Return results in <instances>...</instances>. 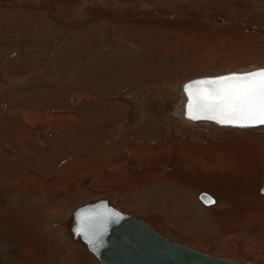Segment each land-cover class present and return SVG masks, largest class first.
Instances as JSON below:
<instances>
[{
  "label": "rangeland",
  "instance_id": "374dc122",
  "mask_svg": "<svg viewBox=\"0 0 264 264\" xmlns=\"http://www.w3.org/2000/svg\"><path fill=\"white\" fill-rule=\"evenodd\" d=\"M143 52H147V56ZM100 55L121 58L125 62L140 55L145 64L142 67L134 61L133 67H123L124 70L118 75L120 81L134 83L133 80H138V84L127 86L121 90L123 94L120 92L118 96L114 93L109 95L110 98L105 101L115 98L114 101L119 106L126 107L122 120L111 121L112 125L109 124V127L114 125L120 129L119 151L112 156L121 157L120 153L124 149L128 151L130 165L128 162L127 167L131 170V164L136 162L134 173H140L133 177L139 183L138 186H148V182L157 181L166 183L160 192L153 189L146 196H158L155 198L158 200L166 192L165 194L176 198L177 190L167 182L169 173H186L189 176L195 174L178 161V152L169 153V159L165 162L164 150L172 144L173 149H177L181 142L191 144L195 148H192L193 152L198 151L202 157L212 149L213 155L225 150L226 153L252 155L248 158L254 163L261 158L264 161V128L214 130L203 125L191 128L180 126L174 120L166 121V118H171L172 113L168 108L174 106L175 109L172 110H176L181 97L178 87L185 80L201 75L264 67V0H0V98L5 105L9 102L11 105L18 103L11 97L24 92L27 87L31 90L26 95L22 94L28 99V105H31L26 113L38 117L39 114L51 113L46 106L52 105H40L34 102V98H41V91L54 92L59 88L65 90L73 82L78 84L83 81L80 76L89 62ZM130 67L150 70L154 81L140 82V78L135 76L136 69L135 72L129 71ZM22 69L28 71L21 73ZM109 86H112L111 82ZM66 92L64 106H80L83 103L80 92L71 90L74 92L72 98L68 95L70 90ZM37 116L26 118L27 127L35 130V135H23L24 132L15 125L12 126V136L16 140L28 138L29 145L39 149L53 146V141L58 140L54 147L57 149L63 146L65 149L58 151L57 158L54 156L56 160L50 158V151L38 152V156L32 151L20 153L22 151L15 150L16 147L13 148L5 138L4 143L0 142V147L5 150L0 151L11 158L27 160V168L31 170L37 167L34 170L40 179L45 176V180H60L66 174L69 178L63 185L57 184V187L51 186L50 189L46 185L38 187L31 181L32 178L19 184L20 186L0 189V223L6 222L10 233H5V229L0 227V240L4 241L0 243V264H21L22 256L30 253L17 245L13 238H20L29 242V245H34L36 241L43 249L53 244L54 254L53 258L50 257L51 260L42 249V256L40 254L35 262L28 261L26 264H100L84 246L73 244L66 226L70 221L69 216L78 205L98 197L107 198L122 212L146 220L159 233L195 249L241 262L249 259L264 263V212L259 214V208L263 206L261 196L264 197L263 192L259 191L260 184L264 183L263 165L256 167V176L252 175L250 183H246L244 187L235 181L222 187L210 176L212 184H206L209 182H205L208 178L204 181L202 176L206 173L200 171V179L205 183L202 185L214 190L215 197L218 194L220 197L216 203L210 192L214 203L206 207L212 205V214L204 215L197 207H193L191 220L182 219L177 222L185 229L166 228L161 217L151 214L142 218L137 212L127 208L126 199L132 192L128 194L126 190L115 187L107 189V180L117 178V175L110 173L115 170L118 172L120 167L106 171L102 164L105 155L97 150L87 152L86 138H76L78 140L75 147L70 138H62L59 129L58 134L54 131L49 140L43 142L41 137L46 132L40 122L43 123L47 116L36 120ZM14 121L17 122L18 119ZM247 140L248 145L244 146ZM220 144L224 147H219ZM157 149L156 154L164 157L158 162L161 171L155 174L147 172L151 176L144 178V181L139 178L142 176L141 172ZM210 169L206 167L205 172H212ZM257 175L260 179L256 183ZM120 176L116 183L124 186L128 182L127 175ZM48 181L45 183H49ZM195 187L196 185H187L190 191H194ZM248 188V195L240 194L239 191L245 192ZM138 198L141 200L144 196ZM244 206H253L255 210L253 213L247 212ZM189 226L196 231L192 232ZM175 229L179 230L178 233Z\"/></svg>",
  "mask_w": 264,
  "mask_h": 264
},
{
  "label": "bare ground",
  "instance_id": "6f19581e",
  "mask_svg": "<svg viewBox=\"0 0 264 264\" xmlns=\"http://www.w3.org/2000/svg\"><path fill=\"white\" fill-rule=\"evenodd\" d=\"M143 53L147 56V52L146 53L143 52ZM140 55H141V53H140ZM140 55L137 57H135L133 55L134 57H131L130 58L131 60L130 61L127 60V62H125L121 58L116 59L115 57H112L110 55L109 56H103V55L101 56L100 55L97 58L94 57L92 59L93 63H92V61H90L86 70L80 76L83 78V81L80 80L81 82H79L78 84H74V82H73L74 85L71 84V88H70V90H75V92L78 91L81 93V99L83 100V102H85L84 103L85 106H83V103L81 104V106H64L63 104L66 102L65 101L64 103L61 104L63 106H60V104H59V106L58 105L57 106H49V107L46 106L47 108H50L48 110L51 113H43L42 115L39 114L40 115L39 117L35 114L33 116L32 114L29 115L30 113H25L26 114L25 116L27 119H29V117L31 118V117L37 116L35 118L36 120L39 119L40 117L47 116V118L45 117L46 120L43 123L40 122L42 128H44L45 132H46L44 135L42 134L43 136L41 137L42 141L45 143H46V141L49 140L50 134L55 133L54 131H56V133L60 131L61 135L63 136L62 138L66 137L69 139V138H72V136L79 138V140H80V138H82V139L86 138L87 144H88V145H86V151L90 150L91 152L92 151L95 152L97 150V151L101 152V154L105 155V159H103V160L101 158L100 159L102 160L103 168L106 169V171H109L110 169H118L120 167L122 170L118 169L117 170L118 172H116V170H115L114 173H110L113 175H117L116 179H118V180H119V177H121L120 175H123V174L127 175L126 177L128 178V182L124 183V186L120 183H116L117 182L116 179H113V178L108 179L107 178L108 179L107 181H109L108 182L109 184H107L108 185L107 189H112L115 187L118 190H120V189L126 190L128 192V194L129 193L131 194V192H132V194L130 196H128L126 199L127 200V202H126L127 208H129L133 212H137V214L140 215L142 218L149 216L151 214H155L156 217L157 216H158V218L161 217L162 220L165 221L166 228L171 227V228L181 229L182 227L184 228V226L178 225L177 222H180L182 219L191 220L190 216H191V214H194V209L192 210L193 207H197L200 210V212L204 215L212 214V212L210 211L211 210L210 207L212 205L210 207H206V204H204L200 200V198L198 197V194L202 191H204L209 196H211V198L215 197V195H216L215 194L216 192H214V190H212L211 188H206L205 186L202 185V183H204L206 178H208V179L205 182H208L212 178V179H214V181L219 186H222V187H224L225 184H229V182H231V181H235L236 183L239 182L237 184H240L241 187H244V185L246 183H250L252 175L256 176V173L254 172V170L256 171V167L258 168V167H260V165L264 166V161H262V158H261L257 162L254 163L252 159L248 158L249 156H252V155H249V154L246 155V153H237V154H233L232 152L226 153L225 150H222L220 152L218 151V152H216L217 155H213L214 153L212 152V149H211V151H209L208 154L206 153L207 155L205 157L204 156L202 157V156H200L198 151H197V153L193 152L192 148H194V146H192L191 144H188V143L186 144V143L181 142V144H179V146L177 147L176 150L170 149V145H169V147H167V150H164L165 151L164 153L166 154L165 155V162H166V160L169 159L168 158V156H170L169 153H171V152L177 153L178 152L177 154H179L178 155L179 160L178 159L177 160L179 162H181L183 165H185L188 169H192L195 174L193 173L194 175L189 176V175H186V173H179V172L169 173L170 177L168 178L167 182H169L170 185L177 190L176 194L178 197H176V198H174L173 196H170L169 194L168 195L165 194L166 192H163V196L159 197L158 200L155 199L158 196H154L151 194H148L146 196L145 194L150 192L153 189L160 192V190H162V188L165 187L164 185H166V183L165 182L162 183L161 181H160L161 183H159L157 181V182H152V183L148 182L149 183L148 186H146L147 184L143 185L144 187L138 186L139 183L137 181L135 182L133 180V177L136 173L137 174H140V173L139 172L134 173L135 167L137 166L136 162H134V164H131V168H132L131 170L128 168L129 166L127 167V165H128L127 163L130 161V160L128 161V156H127L128 151H126L124 149L125 151L123 150L122 153H120V154H122L121 157H117V155L112 156L114 154H117V152L119 151V144L121 142L120 141V129H118L117 126H114V125L112 127H109V126L112 125L111 121H113V122L118 121V119L122 120V116H124V114L126 112V109H125L126 107L123 108V107L119 106L118 103H116L114 101L115 98L110 99V101H105V99L110 98V97L108 98L109 95L114 93V94H117V96H118V95H120L121 90L123 91V89H125L127 86L129 87V85L138 84V80H135L136 82L133 80L134 83L128 82V81L122 82V80L120 81V79L118 78V75L122 72V70H124V69H122L123 67L124 68H126L125 66H127V67L132 66L133 67L134 61H137L136 64H138V65L140 64L142 67H144L143 65H145V64H143V62L141 61ZM150 56H148V57H150ZM259 68L264 69V67H258V68H253V69H259ZM129 69H130L129 71L133 70V72H135L134 69H136L135 76L137 75L140 78V82H142V81L150 82L152 80L154 81L153 74L149 73L150 70L147 71L146 69L144 70L143 68H139V67H137V68H131L130 67ZM253 69H250V70H253ZM247 71H249V70L240 71V72H247ZM230 72H238V71H230ZM205 76H209V75H205ZM201 77H204V76L201 75ZM139 78L136 77V79H139ZM111 79H113V80H111ZM133 79H135V77H133ZM77 81H78V78H77L76 82ZM112 81L115 83H113ZM109 82H111L112 86H109ZM180 86H181V84H180ZM180 86L178 88H180ZM67 88H69V87H67ZM175 90H177V89H175ZM62 91L64 93L63 89H62ZM55 92H58V90ZM60 92L61 91L59 90V93ZM179 92L181 93V91H179ZM63 93H60V94L62 95ZM121 94H123V93L121 92ZM56 96L57 95H55V97ZM40 97L42 98V96H40ZM62 97H63V99H65L64 96H62ZM70 97H72V96H70ZM63 99H61V100H63ZM180 99H181V97H180ZM176 103L174 105H176ZM35 108H37V107L35 106ZM173 108L175 109L174 106L173 107L170 106V108H168V110L172 113L170 116L171 118H166L167 119L166 121H173L174 120L180 126L182 125V126H186V127L197 128L198 125L199 126L203 125L206 128L214 129V130H219V129L229 130L231 128L232 129H238V130H249V129H258V128L262 129V128H264V124L256 125V126H239V125L234 126V125L220 124V123L213 121V120L184 119L183 117H180L179 111H182L184 109L186 110V106L184 105V107L181 109V107H178V105H177L175 111H173L174 110ZM188 109L191 110L189 108V106H188ZM194 111H195V109H194ZM51 114H52V116H51ZM200 114L205 115L206 112H200ZM169 115H170V113H169ZM169 115H168V117H169ZM180 121L190 123L193 125H186ZM195 123H197V124H195ZM109 124H111V125H109ZM211 124H213L215 126L217 125V126L215 127ZM115 125H116V123H115ZM58 129H59V131H58ZM25 131H27V130H25ZM62 132H63V134H62ZM96 138H98V139H96ZM91 139H93V140H91ZM7 140L9 141V144L13 148L16 147L15 150H18V152L22 151L20 153H23V152L27 153V152L32 151L38 156L39 155L38 152L40 153L42 151L43 152L44 151H50V158L54 159V160H56L55 157L59 154L58 151L62 152V150L64 151V149H65L63 146H60L63 148L57 147L58 150L56 149V146L54 147V144H56V142L58 140H56V142L53 141V146L50 145V144H52V142H51L50 144H48L50 146H47V148L43 147V149H39L37 147L32 148L28 143L29 141H27L28 139L22 138V139L16 140L11 135V136H8ZM248 140L245 142L244 146L248 145ZM8 141H6V142H8ZM59 145H62V143H60ZM73 145H75V147H76L77 143L74 141ZM232 145L236 146V144H232ZM218 146L222 147V148L224 147L222 144H220ZM128 147H130V146H128ZM146 147H144V148H146ZM156 147H158V146H156ZM132 148H134V147H132ZM154 148H152V149H154ZM188 148H190V149H188ZM186 149H188V150H186ZM213 150H215V149H213ZM135 151H136V149H135ZM157 152H158V149L156 152H154L150 156L151 160L149 159L150 161H148L147 167L144 168V170H143L144 172L143 171L141 172L142 176H140L139 178H141L142 180L148 176H151L147 172L155 174V173L161 171V168H160L158 162L161 161V159L163 160L164 157H162V158L159 157L156 154ZM189 152L191 155L189 154ZM108 156H110V157H108ZM130 159H131V157H130ZM61 160H63V159H61ZM140 160H141V158H140ZM147 160L148 159H146V161ZM33 162H34V160H33ZM28 165H29V163L27 162V160H20L17 157L14 159V158H11L8 155H6L4 151L3 152L0 151V181L2 180L0 182V189L8 188V187H11L13 185H19V184L22 185L23 183L30 181L31 178H32L31 181H33L34 184L36 183L38 185V187L43 188L44 185H46L50 189L51 186L57 187L58 186L57 184L63 185L62 183L63 182L66 183V180L69 178V175L66 174L64 177L60 178V180L57 178H55L53 180H52V178L46 179V180H49L48 181L49 183H45L46 182L45 176H43L41 179L38 176H36L37 174L35 173L34 169L37 167L29 170L27 168ZM129 165H130V162H129ZM134 165H135V167H134ZM60 166H62V164ZM206 167H210L211 168L210 170L213 173L212 172H205ZM200 171H203V173H206V174H202V176H204L203 177L204 181H203V179H200ZM110 172H112V171H110ZM62 173L65 174L66 171H65V173L64 172H62ZM45 174H47V173H45ZM207 174H209V175H207ZM50 176H52V174ZM206 176H208V177H206ZM209 176L211 178H209ZM56 177H57V174H56ZM109 178H110V176H109ZM259 179L260 178H258V175H257V178L255 180L256 183L258 182ZM144 181H145V179H144ZM146 181H148V180H146ZM189 184L196 185L194 191H190L187 189V185H189ZM206 184L210 185L212 183L209 181ZM31 186H33V184ZM203 188L208 189L209 191L205 190ZM249 190L250 189L248 188L245 190V192H242V191H239V192H241L240 194H242L243 196L244 195L246 196V195H248ZM210 192L212 193L213 197H212ZM262 192L261 193L264 194V191H262ZM141 196H144V199L139 200L138 197H141ZM223 196H226V194H223ZM171 197H173V198H171ZM261 197L263 200V202H262L263 206L261 208H259V214H262L264 212V209H263L264 208V197L263 196H261ZM219 200H220V197L218 194V196L215 197V202L219 201ZM232 200L233 199H231V202H232ZM199 201H201L202 204ZM110 203L113 204L112 201H110ZM216 203H218V202H216ZM225 203H226V201H225ZM114 206L117 207L116 205H114ZM244 208L247 212H250V213H253L255 210V208L253 206H249V207L244 206ZM182 216H185L186 218H183ZM179 218H180V220H179ZM70 219H71V216H69V220ZM0 224H1L0 227L5 229L4 232L9 233L8 229H7V227H9V226H7V223L4 222V223H0ZM66 226H68V229H69L70 221L68 222V225H66ZM189 228H191V226H189ZM175 231H177V230L175 229ZM178 231H177V233H178ZM191 231L195 232L196 230L194 227H192ZM69 232H70V230H69ZM70 234H71V232H70ZM71 237H72V234H71ZM182 237H183V235H182ZM0 238H1V236H0ZM13 240L15 241V243H17V245L25 248L26 250H29L28 252L31 253V254L26 253V254H28L27 256H22V259H20L21 264H26L28 261H34L35 262L36 258L40 254H41L40 256H42L43 247H40L38 242L35 241V243H34V245L36 246L35 247L33 244L29 245V242L21 240L20 238L19 239L13 238ZM73 241L75 243H77L78 245L81 244L82 246H84V244L82 242H80L78 239H75V240L73 239ZM1 242H4V241L0 240V243ZM52 245H48V246H46L47 249L46 248L43 249V251L45 250L44 252L48 255L49 259H50V257L53 258V254H54V247ZM50 247H53V248L51 250H49ZM84 248H86V247L84 246ZM86 250H88V249L86 248ZM90 254L93 255L91 252H90Z\"/></svg>",
  "mask_w": 264,
  "mask_h": 264
},
{
  "label": "water",
  "instance_id": "95a60500",
  "mask_svg": "<svg viewBox=\"0 0 264 264\" xmlns=\"http://www.w3.org/2000/svg\"><path fill=\"white\" fill-rule=\"evenodd\" d=\"M260 69L262 68L247 72ZM242 73L246 72L193 77L182 82L180 86L182 96L178 107L182 109L185 105L186 110L179 111L180 117L218 122L222 116L216 113L206 112L205 115H201L194 109H188L191 102L189 92H194L198 87L197 81H215L221 77ZM199 87L202 89V94L208 95L209 90L214 86L202 84ZM212 115H217V119L209 118ZM220 124L242 126L241 122ZM261 124L258 122L245 123L243 126ZM261 186L262 192L264 183H261ZM198 196L206 205L214 203V199L205 192H200ZM209 200L212 202H208ZM69 230L72 238L82 242L95 255L100 264H264L249 259L241 262L230 257L213 256L209 252H203L171 239L156 231L146 220L120 211L105 197L89 199L78 205L72 211Z\"/></svg>",
  "mask_w": 264,
  "mask_h": 264
},
{
  "label": "snow or ice",
  "instance_id": "6c2138e0",
  "mask_svg": "<svg viewBox=\"0 0 264 264\" xmlns=\"http://www.w3.org/2000/svg\"><path fill=\"white\" fill-rule=\"evenodd\" d=\"M213 85L208 95L202 94L199 85ZM194 92H189L190 109L212 112L222 116L219 123L264 124V69L233 74L215 81H197ZM191 87V86H189ZM217 115L209 118L217 119ZM208 202H212L209 200Z\"/></svg>",
  "mask_w": 264,
  "mask_h": 264
},
{
  "label": "crops",
  "instance_id": "0c3cea01",
  "mask_svg": "<svg viewBox=\"0 0 264 264\" xmlns=\"http://www.w3.org/2000/svg\"><path fill=\"white\" fill-rule=\"evenodd\" d=\"M28 70H24V69H22L21 70V73H24V72H27ZM69 88H67V89H65L64 90V93L68 90H70V88H71V85L70 86H68ZM26 89H28V90H26ZM64 89V88H63ZM29 90H31V88H25V90H24V92L23 91H21L19 94H16V96H14V97H11L13 100H15V101H18V103L16 102L15 103V105L13 104V105H11L10 104V102L8 103V105H5V103H3L2 102V98H0V142H3L4 143V138L5 139H7L8 138V136H11V135H13V130H12V126H14V125H17L16 127L17 128H19L20 129V131L21 132H24L23 134L24 135H28V134H30V135H33V133H34V135L36 134L35 132V130L33 131V130H29V128L27 127V122H26V117L24 118V116L25 115H23L24 113H26L28 110H29V107L31 106V105H28V103H27V101H28V99L27 98H24L23 97V95L22 94H24L25 93V95H26V92L28 93V91ZM58 90V89H57ZM57 90H55V91H57ZM59 90L61 91L60 93H63V91H62V89L61 88H59ZM59 90H58V92H42L41 91V95L40 96H42V98H34V99H36V100H34V102H36V103H38V104H40V105H44V104H46V103H48L49 105H52V106H59V104H60V106H62L61 104L62 103H64L65 101H66V93L63 95H61L60 93H59ZM70 92H71V90H70ZM11 93V92H10ZM46 93H48L49 94V96L46 94ZM61 95H59V94ZM39 95V94H38ZM55 95H57L56 97H55ZM68 95H70V96H74V94L73 93H69L68 92ZM61 98H60V97ZM62 96H64L65 97V99H63V97ZM71 97V98H72ZM5 98H7V97H5ZM9 98H10V96H9ZM10 98V99H11ZM51 98V99H50ZM55 98V99H54ZM57 98V99H56ZM61 99H63V100H61ZM41 101V102H40ZM43 101V102H42ZM54 101H56V103H58L57 105L55 104V102ZM44 103V104H43ZM85 102H83V106H85V104H84ZM64 105V104H63ZM81 106V105H80ZM41 108H44V106H40ZM44 110V109H43ZM19 115V116H18ZM17 116L19 117V118H17ZM14 119H16V121H17V119H18V121L17 122H15L14 121ZM25 119V120H24ZM13 121H14V123H13ZM180 122H182V123H184V124H186V125H193V124H190V123H186V122H183V121H180ZM195 124H197V123H195ZM211 125H213V124H211ZM24 126V127H23ZM213 126H215V125H213ZM217 126V125H216ZM25 130H27V131H25ZM7 136V137H6ZM73 138V139H72ZM72 138H70L69 140L70 141H72V143L75 141L76 143H77V139H76V137H74V136H72ZM28 139V138H27ZM76 139V140H75ZM8 143H9V141H8ZM4 145H6V144H4ZM178 146H179V144H178ZM5 147H7V145L5 146ZM0 149L2 150H5L4 148H2V147H0ZM170 149H172V150H176V148L175 149H173V146H170ZM7 151V150H6ZM210 205V204H209ZM147 220H149V219H147ZM150 221V220H149ZM72 241H73V239H72ZM74 242V241H73ZM73 244H77V243H73ZM78 245V244H77Z\"/></svg>",
  "mask_w": 264,
  "mask_h": 264
}]
</instances>
